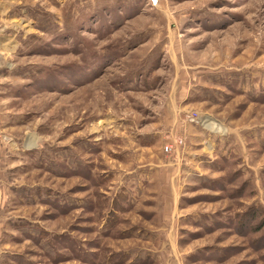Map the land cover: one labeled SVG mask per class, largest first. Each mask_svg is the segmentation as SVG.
<instances>
[{
	"label": "rangeland",
	"instance_id": "rangeland-1",
	"mask_svg": "<svg viewBox=\"0 0 264 264\" xmlns=\"http://www.w3.org/2000/svg\"><path fill=\"white\" fill-rule=\"evenodd\" d=\"M0 264H264V0H0Z\"/></svg>",
	"mask_w": 264,
	"mask_h": 264
}]
</instances>
